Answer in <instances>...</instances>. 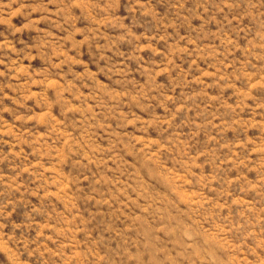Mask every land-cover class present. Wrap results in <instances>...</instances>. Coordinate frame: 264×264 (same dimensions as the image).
Masks as SVG:
<instances>
[{"label":"clouds","instance_id":"obj_1","mask_svg":"<svg viewBox=\"0 0 264 264\" xmlns=\"http://www.w3.org/2000/svg\"><path fill=\"white\" fill-rule=\"evenodd\" d=\"M0 77V264H264V0H0Z\"/></svg>","mask_w":264,"mask_h":264},{"label":"rangeland","instance_id":"obj_2","mask_svg":"<svg viewBox=\"0 0 264 264\" xmlns=\"http://www.w3.org/2000/svg\"><path fill=\"white\" fill-rule=\"evenodd\" d=\"M189 2L191 3V0H189ZM24 71H26V70L23 69V68L18 69L17 70V77ZM204 75L208 76L209 74L205 73ZM2 79L3 78L0 77V80H2ZM49 86H51V85H49ZM15 95H16L15 92H11L10 95L5 96V98H4L5 102L6 103H12L13 105H16V101L14 99ZM25 99L28 100L29 98L25 97ZM21 110H23V109H21ZM42 119L43 118L41 117V120ZM3 136H4L5 140H8L9 138H13L14 139V137H11V134L8 133V132L4 133ZM11 148H12V144L11 143H0V149L4 150L5 152L9 151ZM16 151L18 152L19 149H16ZM229 163H231V161H229ZM0 168L3 169V172L5 174V178L6 179L13 175V169L12 168H10V167H8L6 165L0 166ZM209 191L212 192L213 194H215V202H213L211 200V198L208 196V194L206 192L205 193H198L196 191H192L191 193H187V192L181 193L180 194L181 195V200L184 203H188L189 201H192L193 204L213 203V208L217 209L218 212L215 215H213L211 217V219L213 221H218L220 219H228V220H230L231 219V209H230V207L227 204L224 203V200L221 199V197H225V198L230 197L231 193H227L226 194L225 192H223V191L219 190L217 187H215V185ZM48 195L55 197V196H57V193L52 192V193H48ZM198 196L203 197V199H201V200L194 199V198H196ZM244 203H248V201H246V200H244L242 198L241 199H231V206L232 207H235V206H237L239 204H244ZM208 219H209L208 217H205V222L206 223H207ZM212 227L213 228H221L222 225L219 224V223L214 222L212 224ZM41 229H42V231H45V230L50 231L51 230V226H49L47 224H44V225L41 226Z\"/></svg>","mask_w":264,"mask_h":264}]
</instances>
